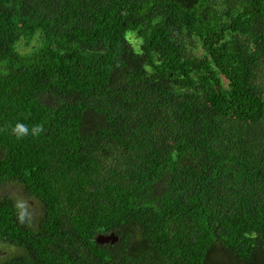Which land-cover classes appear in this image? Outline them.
Wrapping results in <instances>:
<instances>
[{
  "label": "trees",
  "instance_id": "1",
  "mask_svg": "<svg viewBox=\"0 0 264 264\" xmlns=\"http://www.w3.org/2000/svg\"><path fill=\"white\" fill-rule=\"evenodd\" d=\"M263 70L264 0H0V264H264Z\"/></svg>",
  "mask_w": 264,
  "mask_h": 264
},
{
  "label": "rangeland",
  "instance_id": "2",
  "mask_svg": "<svg viewBox=\"0 0 264 264\" xmlns=\"http://www.w3.org/2000/svg\"><path fill=\"white\" fill-rule=\"evenodd\" d=\"M132 39L134 42H136V40L133 38V36H132ZM33 43H34V41H33ZM19 44L21 45V47L24 50H29L32 47V45H26L25 40H22ZM193 50H194V53L198 54V55H202L204 52L203 48L200 45L194 46ZM260 79H261V81L264 82V70H263V72H261V78ZM5 194L13 196L14 198L21 201L25 207V210H29L30 215L34 217L33 219H36L39 216V215L36 216L37 212L33 211L34 206L36 207L35 201L30 199L29 197H27L25 195V193L21 190L20 185H18L16 183H9V182L4 183L2 186H0V197L2 195H5ZM37 210H38V207H37ZM4 246L5 245H3V244L0 246V258L3 255L2 253L6 249V247H4Z\"/></svg>",
  "mask_w": 264,
  "mask_h": 264
},
{
  "label": "clouds",
  "instance_id": "3",
  "mask_svg": "<svg viewBox=\"0 0 264 264\" xmlns=\"http://www.w3.org/2000/svg\"><path fill=\"white\" fill-rule=\"evenodd\" d=\"M40 130H41V126H40V125H35V126H33V129H32L33 134L38 133ZM13 131H14V132H17L18 134H20V133H26V132L28 131V129H27V126H25V125H23V124H21V123H17V124L15 125ZM4 183H7V182H4ZM4 183H1L0 186H2ZM113 232L116 234V231H111V232H108V233L100 232V233H98V234H109V233H113ZM98 234H97V235H98ZM97 235H96V236H97ZM116 235H117V234H116ZM96 236H95V237H96ZM94 240H96V239L94 238ZM96 242H97V241H96ZM100 244H101V243H100Z\"/></svg>",
  "mask_w": 264,
  "mask_h": 264
},
{
  "label": "water",
  "instance_id": "4",
  "mask_svg": "<svg viewBox=\"0 0 264 264\" xmlns=\"http://www.w3.org/2000/svg\"><path fill=\"white\" fill-rule=\"evenodd\" d=\"M96 241L101 244L105 243H115L118 239V235H116L114 232L109 234H98L95 237Z\"/></svg>",
  "mask_w": 264,
  "mask_h": 264
}]
</instances>
